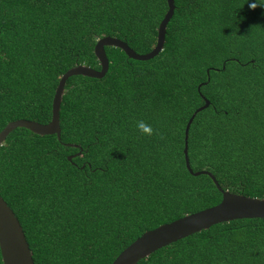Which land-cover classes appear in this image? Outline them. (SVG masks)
I'll use <instances>...</instances> for the list:
<instances>
[{
	"label": "trees",
	"instance_id": "trees-1",
	"mask_svg": "<svg viewBox=\"0 0 264 264\" xmlns=\"http://www.w3.org/2000/svg\"><path fill=\"white\" fill-rule=\"evenodd\" d=\"M251 2L172 0L155 56L104 46L100 78L64 81L58 139L7 133L0 198L33 264H109L143 231L216 204L206 173L221 190L264 198V8ZM165 9V0H0V129L47 122L59 75L98 69L97 38L149 51ZM202 99L185 139L189 170L205 172L194 176L182 132ZM141 120L158 134L141 137ZM135 264H264V218L213 224Z\"/></svg>",
	"mask_w": 264,
	"mask_h": 264
},
{
	"label": "water",
	"instance_id": "water-1",
	"mask_svg": "<svg viewBox=\"0 0 264 264\" xmlns=\"http://www.w3.org/2000/svg\"><path fill=\"white\" fill-rule=\"evenodd\" d=\"M166 9L157 23L155 29L154 44L149 51L138 54L116 38L101 36L94 41L92 54L97 62L98 69L85 65H74L61 73L52 92L49 109V119L41 124L32 120L15 119L5 123L0 129V143L4 137L15 127H21L35 135L54 134L58 139V106L62 95L64 81L72 75H80L89 78H100L106 71L107 61L103 53V47H114L122 51L129 59L145 61L157 54L161 49L165 24L171 15L172 0H165ZM203 104L197 107L186 120L183 127L182 159L184 167L191 175L204 174V171L191 172L185 156L186 130L193 114L204 108L207 100L202 99ZM77 154V153H75ZM70 156H66L68 160ZM216 190L220 193L219 201L209 207L182 215L174 220L159 224L152 229L143 231L124 248H122L109 264H135L146 257L152 251L181 239L187 235L204 230L209 226L231 221L234 219L264 218V198L247 197L241 194L221 190L213 177L206 173ZM0 262L1 264H33L30 253L24 240L20 226L10 209L0 198Z\"/></svg>",
	"mask_w": 264,
	"mask_h": 264
},
{
	"label": "clouds",
	"instance_id": "clouds-1",
	"mask_svg": "<svg viewBox=\"0 0 264 264\" xmlns=\"http://www.w3.org/2000/svg\"><path fill=\"white\" fill-rule=\"evenodd\" d=\"M257 7L264 8V0H253V2L249 3V8L251 10H254ZM136 129L139 132L141 137H145V136L151 137L154 134H158L155 132V130L152 128L151 125L145 123L142 120L136 122Z\"/></svg>",
	"mask_w": 264,
	"mask_h": 264
}]
</instances>
